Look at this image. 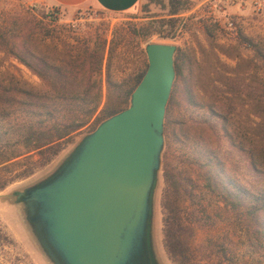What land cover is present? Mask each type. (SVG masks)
<instances>
[{
    "label": "trees",
    "instance_id": "obj_1",
    "mask_svg": "<svg viewBox=\"0 0 264 264\" xmlns=\"http://www.w3.org/2000/svg\"><path fill=\"white\" fill-rule=\"evenodd\" d=\"M159 2L168 17L139 34L176 30L192 8L191 0ZM240 40L252 46L254 58L221 47L235 65L217 55L207 73L196 54L175 56L160 169L163 243L172 264H237L244 243L264 264V43ZM78 44L67 43L59 53L33 29L10 32L0 25V51L43 82L38 88L16 77L0 81V193L128 107L147 71L148 65L126 87L113 81L107 39ZM253 105L257 121L250 125L241 110ZM246 167L254 182L246 179Z\"/></svg>",
    "mask_w": 264,
    "mask_h": 264
},
{
    "label": "water",
    "instance_id": "obj_2",
    "mask_svg": "<svg viewBox=\"0 0 264 264\" xmlns=\"http://www.w3.org/2000/svg\"><path fill=\"white\" fill-rule=\"evenodd\" d=\"M177 50L149 42L129 106L85 134L48 176L12 193L52 264H159L153 222Z\"/></svg>",
    "mask_w": 264,
    "mask_h": 264
},
{
    "label": "rangeland",
    "instance_id": "obj_3",
    "mask_svg": "<svg viewBox=\"0 0 264 264\" xmlns=\"http://www.w3.org/2000/svg\"><path fill=\"white\" fill-rule=\"evenodd\" d=\"M159 1L141 0L135 9L128 12L111 13L83 9L71 19L60 16L51 20L47 17L49 10L44 6L32 7L25 0H0V25L10 32L33 29L37 37L45 39L47 47L59 53L65 51L67 43L78 46V42L90 40L91 43H95L107 39L108 46L112 45L114 49L111 68L113 81L125 84L126 87L133 83V79L149 64L146 52V45L149 42L172 43L178 46L179 54H196L198 60L203 63L204 73L212 68L211 64L216 62L217 55L222 62L230 66L235 65V60L220 52L221 47L228 48L234 54L254 58L255 51L252 46L249 43H241L240 36H245L254 43H264L263 17L257 16L250 8L241 11L234 7L232 13L237 28L228 30L206 17L203 10L197 7L203 0H191L192 8L180 15L182 21L178 29L164 28L162 33H151L147 36L139 34L150 30L152 21L168 17V10ZM163 1L168 3V0ZM252 65L257 69L261 62H254ZM14 77L32 86L43 87L39 76L25 64L14 56L0 51V81L8 83ZM254 108L255 105L241 110L242 120L250 125L257 121V118L250 114L251 111L254 112ZM82 137L69 144L47 167L30 178L12 184L0 193V264H52L35 240L21 206L11 203L10 197L14 191L23 190L52 173ZM165 148L166 137L164 150ZM244 173L246 179L254 182L256 176L247 167ZM162 188L163 179L160 175L153 222L154 247L159 264H172L163 243ZM259 259L260 256L252 253L244 243L241 259L237 264H258Z\"/></svg>",
    "mask_w": 264,
    "mask_h": 264
},
{
    "label": "built area",
    "instance_id": "obj_4",
    "mask_svg": "<svg viewBox=\"0 0 264 264\" xmlns=\"http://www.w3.org/2000/svg\"><path fill=\"white\" fill-rule=\"evenodd\" d=\"M25 1L32 7H45L47 3V0ZM234 7H238L241 11H246L250 8L257 16L264 18V0H203L198 6V8L203 10L206 17L228 30L237 28L236 20L232 13V8ZM48 10V18L51 20L60 18V9L50 8Z\"/></svg>",
    "mask_w": 264,
    "mask_h": 264
},
{
    "label": "crops",
    "instance_id": "obj_5",
    "mask_svg": "<svg viewBox=\"0 0 264 264\" xmlns=\"http://www.w3.org/2000/svg\"><path fill=\"white\" fill-rule=\"evenodd\" d=\"M141 0H47L46 8H58L65 19L73 18L80 10L95 9L111 13L128 12L135 9ZM198 7V6H197ZM234 12V9H232Z\"/></svg>",
    "mask_w": 264,
    "mask_h": 264
}]
</instances>
